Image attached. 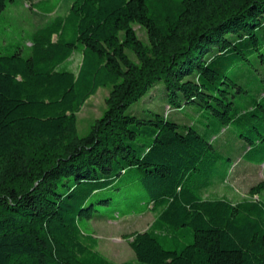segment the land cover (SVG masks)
Instances as JSON below:
<instances>
[{
	"label": "trees",
	"instance_id": "1",
	"mask_svg": "<svg viewBox=\"0 0 264 264\" xmlns=\"http://www.w3.org/2000/svg\"><path fill=\"white\" fill-rule=\"evenodd\" d=\"M66 1L27 56L0 55V264H114L79 221L129 169L155 219L124 237L135 261L122 264H264V181L237 202L203 197L228 177L221 133L233 129L246 162L264 165V94L240 109L245 91L230 77L264 47V0ZM74 53L75 74L64 68ZM159 84L163 114H126ZM101 88L106 110L80 136L77 115ZM185 106L210 123L169 120Z\"/></svg>",
	"mask_w": 264,
	"mask_h": 264
},
{
	"label": "rangeland",
	"instance_id": "2",
	"mask_svg": "<svg viewBox=\"0 0 264 264\" xmlns=\"http://www.w3.org/2000/svg\"><path fill=\"white\" fill-rule=\"evenodd\" d=\"M41 1L39 6L31 7V3ZM66 1V0H65ZM64 0H13L7 4L0 14V55H11L16 49H21L22 55L29 54L30 36L38 28L43 27L53 20L52 15H47L52 6L63 9ZM67 2V1H66ZM35 8L40 20L34 16ZM60 9V11H61ZM58 11V15L62 13ZM44 24V25H43ZM139 40L146 43V35L143 29L133 27ZM129 57L134 59L130 54ZM81 61V55L74 53L64 68L76 73ZM230 77L245 91L242 101L238 102L240 109L252 105L260 100L264 94V47L259 53L249 57V63L238 70L230 73ZM110 90L99 89L81 109L77 115V131L84 136L89 127L99 119L106 110L105 101ZM154 95V96H153ZM139 103L132 105L126 114L133 115L138 119H145L150 112L163 114L168 107L164 104V90L162 84L157 90L151 92ZM169 120L179 125H195L196 129L207 126L210 120L207 115L195 112L192 107L185 106L182 111L172 112ZM233 129H229L216 137L213 142L219 154L230 158L227 162L229 167L227 180L215 184L205 191L204 198H226L237 202L248 197L250 188L264 181V167L249 165L243 158L246 144L235 138ZM141 173L136 169H129L115 182L114 187L101 192L98 197H108L110 202L107 206L97 207V213L91 220L79 221L80 228L85 235L92 236L97 241L96 252L107 261L114 264L132 263L135 256L129 247L130 240L124 237L136 232L147 231L155 219V214L146 208V196L140 186ZM259 199L264 205V190L259 194Z\"/></svg>",
	"mask_w": 264,
	"mask_h": 264
},
{
	"label": "crops",
	"instance_id": "3",
	"mask_svg": "<svg viewBox=\"0 0 264 264\" xmlns=\"http://www.w3.org/2000/svg\"><path fill=\"white\" fill-rule=\"evenodd\" d=\"M64 1H65V0H64ZM40 3H41V1H37V2H35V3H31V5H32L31 7L39 6ZM69 8H70V4H69L68 2L65 1V3L63 4V9H61V7H59V6H52V7H50V9H49L50 11H49V13H48L47 15H52L53 19H55L56 17H66V16L68 15ZM60 9H61V11H60ZM33 10H34V12H35L34 16L37 17L39 20H40L42 17L44 18L43 15L40 16L41 14L38 13L37 10H36L35 8H33ZM58 11H60V12L62 13L61 16H59V15L57 14ZM43 25H44V24H43ZM38 28H40V27H38ZM38 28H37V29H38Z\"/></svg>",
	"mask_w": 264,
	"mask_h": 264
},
{
	"label": "built area",
	"instance_id": "4",
	"mask_svg": "<svg viewBox=\"0 0 264 264\" xmlns=\"http://www.w3.org/2000/svg\"><path fill=\"white\" fill-rule=\"evenodd\" d=\"M263 167H264V165H263Z\"/></svg>",
	"mask_w": 264,
	"mask_h": 264
}]
</instances>
